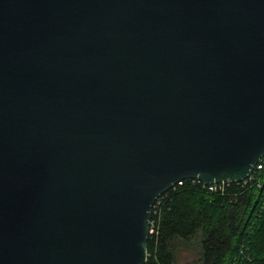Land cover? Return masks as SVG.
Wrapping results in <instances>:
<instances>
[{"label":"water","instance_id":"water-1","mask_svg":"<svg viewBox=\"0 0 264 264\" xmlns=\"http://www.w3.org/2000/svg\"><path fill=\"white\" fill-rule=\"evenodd\" d=\"M264 155V0H0V264H145L155 201Z\"/></svg>","mask_w":264,"mask_h":264},{"label":"trees","instance_id":"trees-1","mask_svg":"<svg viewBox=\"0 0 264 264\" xmlns=\"http://www.w3.org/2000/svg\"><path fill=\"white\" fill-rule=\"evenodd\" d=\"M263 186L233 184L226 194L203 188L192 178L169 189L149 252L156 264H177L179 250L196 253L187 264H264Z\"/></svg>","mask_w":264,"mask_h":264},{"label":"built area","instance_id":"built-area-1","mask_svg":"<svg viewBox=\"0 0 264 264\" xmlns=\"http://www.w3.org/2000/svg\"><path fill=\"white\" fill-rule=\"evenodd\" d=\"M263 170H264V155L259 160V162L255 165L253 170L247 175V177L241 181H236V182L222 181V182H214L212 184H206L199 179H194V180H197L199 183H201L203 188H207L211 192H215V193L221 192L222 194H226L228 188L231 187L233 184H237V185L241 184L242 187L245 186V188H247V190L254 187V186L262 187L263 186V180H262L261 174H262ZM183 180H180L177 184H182ZM165 194H166V192L163 195H161L155 201V203L153 205L152 217L150 219V232H151V229H153V228L155 229L158 225V216L160 215V212H161V207L163 204ZM149 238H151V234H149ZM154 256H156L155 251L154 252L148 251V257H147V261L145 264H156L155 262H153V260L155 258Z\"/></svg>","mask_w":264,"mask_h":264},{"label":"rangeland","instance_id":"rangeland-1","mask_svg":"<svg viewBox=\"0 0 264 264\" xmlns=\"http://www.w3.org/2000/svg\"><path fill=\"white\" fill-rule=\"evenodd\" d=\"M196 259V253L188 249H180L177 264H187Z\"/></svg>","mask_w":264,"mask_h":264}]
</instances>
